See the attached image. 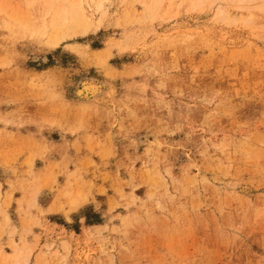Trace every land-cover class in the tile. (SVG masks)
<instances>
[{
	"label": "rangeland",
	"instance_id": "1",
	"mask_svg": "<svg viewBox=\"0 0 264 264\" xmlns=\"http://www.w3.org/2000/svg\"><path fill=\"white\" fill-rule=\"evenodd\" d=\"M142 1L0 0V264H264V0Z\"/></svg>",
	"mask_w": 264,
	"mask_h": 264
},
{
	"label": "bare ground",
	"instance_id": "2",
	"mask_svg": "<svg viewBox=\"0 0 264 264\" xmlns=\"http://www.w3.org/2000/svg\"><path fill=\"white\" fill-rule=\"evenodd\" d=\"M161 1L163 2V0H143L141 3L143 9L146 12H148L155 10L156 6ZM188 1H191L192 3H194L193 1H196L195 3L201 2V0H188ZM76 2L77 1H74V5L72 4V8H70L71 6L69 7L70 11H68L69 10L68 8H63V10L60 12V15L57 18V21L53 23L52 27L55 28L56 32L54 33V38H52L51 41L52 48H56L61 41L74 35V33H72L73 30L79 29L84 34L85 29L89 26L88 19L82 13V11L75 5ZM219 13L220 15H224V12L222 10H219ZM98 51L99 50L92 52H98ZM106 88H108L106 83L97 84L93 79L88 78L81 80L78 87H76L75 91L74 90L73 91L75 93V96H77L82 100V101L80 100V102L89 103L92 102L94 98H99L103 96V94L106 93ZM62 196L64 198L63 205L58 206L53 212H61L66 207H67L66 213L73 212L77 210L84 201L83 200L81 202L82 198L80 197V195L69 189L64 190L62 192ZM64 205L66 207H63ZM17 262H19L20 264H28L27 259H24L22 261L18 260Z\"/></svg>",
	"mask_w": 264,
	"mask_h": 264
},
{
	"label": "crops",
	"instance_id": "3",
	"mask_svg": "<svg viewBox=\"0 0 264 264\" xmlns=\"http://www.w3.org/2000/svg\"><path fill=\"white\" fill-rule=\"evenodd\" d=\"M68 223V222H67Z\"/></svg>",
	"mask_w": 264,
	"mask_h": 264
}]
</instances>
